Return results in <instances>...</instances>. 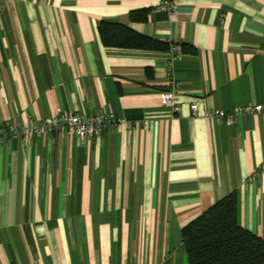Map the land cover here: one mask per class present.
<instances>
[{
    "label": "crops",
    "instance_id": "1",
    "mask_svg": "<svg viewBox=\"0 0 264 264\" xmlns=\"http://www.w3.org/2000/svg\"><path fill=\"white\" fill-rule=\"evenodd\" d=\"M176 2L170 15L158 0H0V126L117 119L100 136L4 139L0 264H189L182 229L231 193L238 224L264 239V171L250 180L264 113L201 116L264 106V0ZM103 22L181 48L179 113L160 98L169 49L105 46Z\"/></svg>",
    "mask_w": 264,
    "mask_h": 264
},
{
    "label": "trees",
    "instance_id": "2",
    "mask_svg": "<svg viewBox=\"0 0 264 264\" xmlns=\"http://www.w3.org/2000/svg\"><path fill=\"white\" fill-rule=\"evenodd\" d=\"M132 18L139 17L132 14ZM98 30L105 46L149 51H166L170 47L118 23L103 22ZM181 239L189 264H264V239L238 224L234 193L188 223L181 231Z\"/></svg>",
    "mask_w": 264,
    "mask_h": 264
},
{
    "label": "built area",
    "instance_id": "3",
    "mask_svg": "<svg viewBox=\"0 0 264 264\" xmlns=\"http://www.w3.org/2000/svg\"><path fill=\"white\" fill-rule=\"evenodd\" d=\"M157 7L160 11L167 12L170 15L177 14L176 0H158ZM181 57V48L177 45H170L169 60L167 63V82L172 88L170 91L162 92L160 98L162 106L169 109L173 115L179 113L180 108L177 105V83L172 75V65L175 61L180 60ZM190 111L192 117L199 116V104L197 102L191 103ZM260 113H264V106L247 105L236 107L231 111L205 110L201 116L208 120H214L218 124L224 123L226 125H232L239 119ZM116 123L117 119L112 112L91 116H81L78 114L55 115L41 121H34L31 118H27L23 124L10 123L0 126V144L4 139L8 138L25 139L33 135L47 136L54 133H64L80 139L100 136L107 126L114 127ZM262 171H264V163L251 176L250 180L257 178Z\"/></svg>",
    "mask_w": 264,
    "mask_h": 264
}]
</instances>
